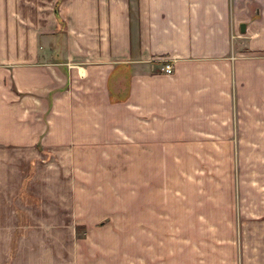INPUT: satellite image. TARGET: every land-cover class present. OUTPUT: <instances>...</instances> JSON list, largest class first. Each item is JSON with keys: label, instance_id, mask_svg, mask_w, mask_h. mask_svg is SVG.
Listing matches in <instances>:
<instances>
[{"label": "crops", "instance_id": "obj_1", "mask_svg": "<svg viewBox=\"0 0 264 264\" xmlns=\"http://www.w3.org/2000/svg\"><path fill=\"white\" fill-rule=\"evenodd\" d=\"M19 2L0 0V264H264V0Z\"/></svg>", "mask_w": 264, "mask_h": 264}, {"label": "rangeland", "instance_id": "obj_2", "mask_svg": "<svg viewBox=\"0 0 264 264\" xmlns=\"http://www.w3.org/2000/svg\"><path fill=\"white\" fill-rule=\"evenodd\" d=\"M11 1V3H13L14 2V4L17 6V7H21V5H20V3L21 2H19V0H9V2ZM45 2V1H44ZM260 162H259V160H257V159H255L254 160V165L255 166H260ZM262 165V164H261ZM255 174V173H254ZM255 176H256V174H255ZM167 181H168V184H169V175L167 176ZM205 187H206V199L208 200L209 198L213 201L214 200V189H213V185H212V183L209 185H205ZM228 190V189H227ZM196 192L195 191H192L191 190V192H190V194H191V197H193V195L195 194ZM225 191H224V189L223 190H221V193H220V196H221V199H222V201H223V204L224 205H227V203H229V198H231V195L229 194V193H225ZM199 194L200 195H203L204 194V192H202V191H200L199 192ZM165 195H166V193H164V192H159V194H158V198L159 199H161V198H164L165 197ZM168 196V198H169V192H168V195H166V197ZM202 197V196H201ZM226 202V203H225ZM208 216H212L213 215V207H209L208 209ZM223 214H226L224 211L222 212ZM256 213V212H255ZM227 215V214H226ZM208 219V218H207ZM208 225H211V226H213V223L211 222V223H207V226ZM160 227H163V228H161V229H163V230H166V232L167 233H169V223H163V224H159V229H160ZM16 240H14V242H15ZM41 241V245H44V246H52V244H51V240H49V241H47V240H45V242H44V240H40ZM13 242V240H8V239H5V238H0V259H2V261L4 260V259H7V255H5V250L7 249V247H9V245H11V243ZM30 242V240H24V243H23V245H25V246H28V243ZM157 242H158V245H162V246H169V239H158L157 240ZM16 244V243H15ZM14 245V244H13ZM21 245H22V241H21Z\"/></svg>", "mask_w": 264, "mask_h": 264}, {"label": "built area", "instance_id": "obj_3", "mask_svg": "<svg viewBox=\"0 0 264 264\" xmlns=\"http://www.w3.org/2000/svg\"><path fill=\"white\" fill-rule=\"evenodd\" d=\"M162 71L165 72V73H173L174 70H175V66H174V63L173 62H165L164 65L162 66Z\"/></svg>", "mask_w": 264, "mask_h": 264}, {"label": "trees", "instance_id": "obj_4", "mask_svg": "<svg viewBox=\"0 0 264 264\" xmlns=\"http://www.w3.org/2000/svg\"><path fill=\"white\" fill-rule=\"evenodd\" d=\"M113 93H114V92H113ZM125 95H126V93H123V92L120 93V94H119V93H117V94L114 93L113 99L121 98L122 96H125Z\"/></svg>", "mask_w": 264, "mask_h": 264}, {"label": "water", "instance_id": "obj_5", "mask_svg": "<svg viewBox=\"0 0 264 264\" xmlns=\"http://www.w3.org/2000/svg\"><path fill=\"white\" fill-rule=\"evenodd\" d=\"M245 28H246L245 23H242V25H241V30H242V31H245Z\"/></svg>", "mask_w": 264, "mask_h": 264}]
</instances>
